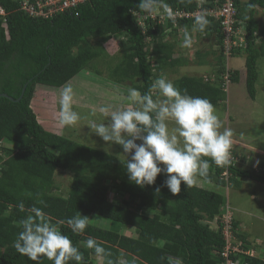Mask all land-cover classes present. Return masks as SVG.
Wrapping results in <instances>:
<instances>
[{
	"label": "trees",
	"instance_id": "trees-1",
	"mask_svg": "<svg viewBox=\"0 0 264 264\" xmlns=\"http://www.w3.org/2000/svg\"><path fill=\"white\" fill-rule=\"evenodd\" d=\"M23 1L0 0V8L6 13L5 17L0 15V94L14 98L0 96V143L13 145L0 146V264H36L14 247L21 221L33 205L41 207L53 223L78 213L90 218L82 234H73L66 223L59 225L83 253L81 264H225L221 255L226 245L221 219L227 202L224 195L195 182L190 187L182 183L181 192L173 195L164 186V174L157 177L155 185L141 188L129 181L123 159L120 162L113 154L46 130L42 126L45 122L42 118L38 121L35 113L39 111L36 102L31 106L38 85L59 89L82 70L96 67L94 61L107 55L104 44L121 35L125 38L121 42L123 54L108 79L120 86L130 83L141 94L147 93L162 72L194 61L174 57L180 49L178 37L184 38L182 30L186 28L191 32L194 19L168 17L159 23V19L148 18L144 30L138 17L132 15L139 11L140 0H89L48 19L22 11ZM199 1L205 8H213L217 1L223 4L225 0H158L156 7L193 12ZM236 5L237 18L245 25L247 48L234 51V56L245 53L246 88L255 100L259 58L264 57V25L256 15L258 9L264 11V0H237ZM207 19L209 24L203 32L197 31V37L213 39L221 47L214 52L218 57L216 81L184 75L174 85L182 93L206 98L218 106L227 97L222 88L227 72L224 37L220 23ZM206 56L197 51L196 63L205 64ZM230 73L232 83H238V71ZM205 159L209 174L196 177L211 184L237 189L245 179L264 184V164L258 165L259 171L230 167L227 182L222 176L226 164L218 166ZM58 170L73 174L66 197L55 193ZM21 201L24 212L17 207ZM92 216L115 225L99 227L92 224ZM213 222L218 230L212 228ZM118 224L131 228L134 236L119 233ZM234 228H238L236 219ZM237 235L247 243L245 236ZM89 237L106 249L108 254L103 259L82 243ZM40 264L53 262L42 257ZM243 264H264V259L243 256Z\"/></svg>",
	"mask_w": 264,
	"mask_h": 264
},
{
	"label": "clouds",
	"instance_id": "clouds-1",
	"mask_svg": "<svg viewBox=\"0 0 264 264\" xmlns=\"http://www.w3.org/2000/svg\"><path fill=\"white\" fill-rule=\"evenodd\" d=\"M157 4L158 0H140L139 11H133L132 15H151L156 11ZM165 8L169 17L173 18L171 9ZM207 18L203 14L195 15L191 32L187 28L184 30L183 47H192L191 33L197 39V31L203 32L209 24ZM242 25L246 33L244 22ZM220 48L218 46L217 50ZM74 95L70 82L62 85L58 112L61 127L74 126L81 120L80 114L73 109ZM126 99L127 105L121 108L113 109L110 105L99 107L98 111L107 118L106 122L91 120L88 127L91 134L100 137L109 147L113 144L121 146L123 152L117 159L120 162L123 159L131 183L145 188L155 185L157 177L164 174L167 177L164 186L173 195H178L182 183L190 187L194 177L208 176L210 165L205 158H210L218 166L230 162L234 132L231 128L221 131L220 117L210 100L182 93L163 75L151 84L147 93L141 94L138 89L129 87ZM169 121L174 123L171 130ZM155 192L159 194L160 188L157 187ZM40 203L43 204V201ZM17 207L20 212L25 211L22 201ZM27 211L29 214L21 221L22 230L14 242L18 253L36 264H40L42 257L53 264H68L69 261L81 264L83 253L63 234L59 225L66 223L73 234H82L89 225V217L78 213L66 221L53 223L41 207L33 205ZM82 243L93 250L98 259L108 254L95 238L89 237ZM247 244L255 250L254 257L259 258L253 244L248 241Z\"/></svg>",
	"mask_w": 264,
	"mask_h": 264
},
{
	"label": "rangeland",
	"instance_id": "rangeland-1",
	"mask_svg": "<svg viewBox=\"0 0 264 264\" xmlns=\"http://www.w3.org/2000/svg\"><path fill=\"white\" fill-rule=\"evenodd\" d=\"M245 1L246 0H242V2ZM256 18L261 25H264L263 10L258 9ZM124 39V35H121L104 44L108 56L104 55L103 57L95 60L94 63L96 67L82 70L72 81H70L75 93L73 109L81 116V120L76 125L71 127H61L58 124L61 88L52 89L43 85L37 86L35 97L31 106L33 108V102L35 101L36 108L39 109V111L35 112L38 121L43 119L45 124L42 126H44L46 130L58 135L66 136L67 138L80 144L105 151L115 156H118L123 152L121 146L113 144L109 147L100 137L91 134V129L88 127V124L91 120L106 122L107 118L103 117L99 113V107L110 105L113 109H117L126 106L128 103L126 97L127 89L131 87L130 83H128L127 86H120L114 81L108 79L109 71L112 69V66L118 62V58L123 54L121 42H123ZM192 39V47L185 48L182 46L183 37H178L177 42L180 49L175 54V57H187L189 59H193L194 61L185 66L169 68L165 70L164 73L162 72L160 77L163 75L173 83L184 75L216 77L215 70L217 69L216 64H218V57L216 58L214 55L206 57V59L209 58V64L202 65L201 67L196 63V59L197 51H215L218 49V45L213 39H207L205 37H197V39L192 37ZM227 64L229 66L227 68L232 72L238 71L240 81L238 83L231 84L226 100L221 102L220 105L214 106V108L221 120V131L223 128H231L234 132L232 148L238 159L240 158V163L237 166L242 169H253L255 162L259 166L264 164V156L259 154L260 149L264 150V57L259 58L258 67L260 77L257 83L258 93L255 100L250 97L246 88L245 53L243 52L239 55L231 57L227 61ZM153 65L156 67V64ZM138 80L136 83L140 81ZM40 113L44 114L43 117ZM168 124L169 129L171 130V128L174 127V123L169 121ZM245 142L249 144L246 146H252L251 148L255 149L251 150L250 148H244L243 145ZM137 143H140V141H137ZM0 146L11 147L13 145L3 141L0 143ZM106 148L108 149L107 151L105 150ZM241 155L244 156V159ZM161 167L164 166L161 165ZM72 180L73 174L71 172L67 170H58L55 174L57 187V191L55 193L66 197L70 192ZM194 182L199 186H204L206 189L213 190L224 195L227 201L226 205L228 204L230 208H240L241 210L246 208V212L248 213L242 214L248 226L246 234L251 236V238L253 236L261 237L264 232V224L250 216L254 215L256 217H264V184L253 181L249 187V191H240L241 189L239 190L231 186L223 187L211 184L198 177H194ZM227 193H229V201ZM251 193L256 196V199H251ZM233 208H231V210L232 212H235ZM91 221L92 224L103 228L115 225L112 221L98 216H92ZM118 226L119 227H116V230L119 233H125L129 236L133 235V230L131 228L125 226L121 227L122 225L120 224H118ZM257 226L262 227V231H259ZM216 227L217 225L213 222L212 228L215 229ZM254 246L258 251V257L264 258V245L262 247H259L258 245Z\"/></svg>",
	"mask_w": 264,
	"mask_h": 264
},
{
	"label": "built area",
	"instance_id": "built-area-1",
	"mask_svg": "<svg viewBox=\"0 0 264 264\" xmlns=\"http://www.w3.org/2000/svg\"><path fill=\"white\" fill-rule=\"evenodd\" d=\"M89 0H34V3L30 0H24L21 4V10L35 17L52 18L57 14L74 10L78 6L86 3ZM237 0H225L223 4H219L213 8H205L202 2H198V7L193 12L187 11H175L171 7L173 13L172 19H195V15L203 14L207 17L214 18L215 21L220 23L223 33V53L228 60L231 58L235 50H239L247 47L246 45V33L243 28V21L237 18L238 8L236 5ZM166 5L157 6L156 11L151 15H145L138 13L136 16L139 19V24L145 30V21L148 18H152L159 23H164L169 17L165 8ZM0 15L5 16L4 9L0 8ZM184 30H182L183 32ZM205 81L215 82L216 77H204ZM232 83L230 70L227 69L226 74L223 76V90L228 93L230 84ZM240 163V158L236 156L233 148H231L230 162L226 164V171L222 176L227 180L230 177L229 168L235 167ZM256 170L257 166H254ZM223 214L221 216L223 226V236L226 241L225 249L222 252V257L225 260V264H243V256L254 257L255 250L250 247L244 240L237 237L236 230L234 228V212H232L230 206L227 204L222 208ZM218 226L215 230H218Z\"/></svg>",
	"mask_w": 264,
	"mask_h": 264
},
{
	"label": "crops",
	"instance_id": "crops-1",
	"mask_svg": "<svg viewBox=\"0 0 264 264\" xmlns=\"http://www.w3.org/2000/svg\"><path fill=\"white\" fill-rule=\"evenodd\" d=\"M212 50V49H211ZM208 52V51H207ZM207 52H202V53H205V54H207V56L206 57H208V56H210V55H214V50L213 51H209L208 53ZM175 57V56H174ZM206 57H205V64H203V65H206V64H209V62H208V60H209V58L208 59H206ZM214 57H215V55H214ZM176 58V57H175ZM178 58V57H177ZM202 65L200 64V67H201ZM171 122V121H170ZM248 143H244V145H243V147L244 148H250L251 150H254L253 148H251L250 146H246ZM249 145V144H248ZM244 150V149H243ZM259 154L260 155H262V156H264V150H262V149H260L259 150ZM243 155H241V157H242ZM243 159H244V156H243ZM244 162V161H243ZM254 166H257L258 167V164L255 162V165ZM252 180H250V179H245V180H242V187L239 189L240 191H249V187L251 186V184H252ZM244 187H245V190H244ZM243 189V190H242ZM228 194V201H229V193H227ZM252 194V193H251ZM251 196V199H256V196L254 195V194H252V195H250ZM231 208H233V207H231ZM234 209V208H233ZM235 210V212H234V215H235V219H236V222H237V229L239 230H237V232L239 233V234H241V236L243 235V236H245V238H246V240L248 241V242H250V243H252L253 244V246L254 245H258L259 247H262L263 245H264V232L262 233V235H261V237H257V236H253L252 238H251V236H248L247 234H246V229H248V226H247V224H246V220L244 219V216L242 215V214H245V213H248V212H246L247 211V209L246 208H244V209H240V208H237V209H234ZM250 217H252V218H254V219H257V220H259V221H261L263 224H264V217H256V216H254V215H251ZM259 228V231H262V227H259V226H257V229ZM242 232V233H241ZM255 247V246H254ZM257 251V250H256ZM257 256H258V251H257ZM260 258V257H259ZM261 259H264V258H261Z\"/></svg>",
	"mask_w": 264,
	"mask_h": 264
},
{
	"label": "water",
	"instance_id": "water-1",
	"mask_svg": "<svg viewBox=\"0 0 264 264\" xmlns=\"http://www.w3.org/2000/svg\"><path fill=\"white\" fill-rule=\"evenodd\" d=\"M24 93H25V89L23 90V94H24ZM23 94H22V96H21L17 101H19V100L23 97ZM0 96L8 97V98H10L11 100H14V98L8 96L7 94H0Z\"/></svg>",
	"mask_w": 264,
	"mask_h": 264
}]
</instances>
